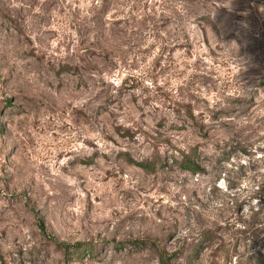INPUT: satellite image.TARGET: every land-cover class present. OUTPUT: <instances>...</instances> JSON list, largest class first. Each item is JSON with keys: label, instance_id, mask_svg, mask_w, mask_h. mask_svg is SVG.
<instances>
[{"label": "rangeland", "instance_id": "374dc122", "mask_svg": "<svg viewBox=\"0 0 264 264\" xmlns=\"http://www.w3.org/2000/svg\"><path fill=\"white\" fill-rule=\"evenodd\" d=\"M261 194L264 0H0V264H264Z\"/></svg>", "mask_w": 264, "mask_h": 264}, {"label": "trees", "instance_id": "16d2710c", "mask_svg": "<svg viewBox=\"0 0 264 264\" xmlns=\"http://www.w3.org/2000/svg\"><path fill=\"white\" fill-rule=\"evenodd\" d=\"M187 115L189 118H192L193 119V113L191 111V109H187ZM191 119V120H192ZM188 120V119H187ZM193 122V121H192ZM128 160H130L131 162H134L142 167H144L145 169H148V170H154L155 168V163L154 162H150V161H147V160H137V159H133L132 157H127ZM180 166H182L183 168H186V169H194L196 167L194 161L190 158V157H185L183 159V162L180 163ZM262 196L264 194H261ZM41 227L43 230H45V227L43 224H41ZM50 238H52L53 240H55L56 243L60 244V245H63L64 247L69 245L67 242H60L58 241L57 239H55L54 237H52L51 235H49ZM84 242L82 241H78L75 243V245H82ZM89 249L91 250V247H89Z\"/></svg>", "mask_w": 264, "mask_h": 264}]
</instances>
